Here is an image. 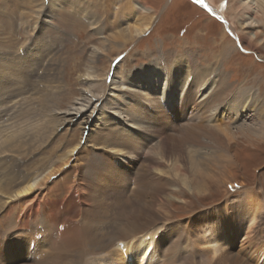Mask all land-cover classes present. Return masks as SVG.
<instances>
[{
    "label": "bare ground",
    "instance_id": "obj_1",
    "mask_svg": "<svg viewBox=\"0 0 264 264\" xmlns=\"http://www.w3.org/2000/svg\"><path fill=\"white\" fill-rule=\"evenodd\" d=\"M81 1L62 0L104 38L101 48L92 52V69L80 76L91 88L100 76L94 70L96 59L108 57L111 48L116 52L135 43L154 26L159 14L155 9L152 16L137 17L129 0L115 15L131 11L125 26L105 37L96 11L100 4L84 0L83 5L90 6L80 11ZM42 3L36 1L39 9ZM60 4L53 0L50 9L56 11ZM241 6L249 12L244 29L255 28L257 0H244ZM258 32L245 31L242 36L244 40L249 37L253 47L260 38ZM21 55L0 54V264H191L196 249L203 251L196 253L198 264H245L240 256H248L253 247L249 258L264 264V210L261 196L253 190L246 191L250 193L245 204L249 213L244 218L236 203L227 201L213 214L218 228H199L202 237L194 241L188 230L189 243L181 252L183 236L178 235L184 231L169 227L172 199L180 188L201 195L227 181L226 167L233 165L229 144L237 132L264 140V98L259 89L233 85L226 71L211 65L198 71L192 64L193 54L177 59L175 53L161 51L156 64L128 75L114 72L107 81L106 77L103 96L83 92L60 110L53 101H59L63 88L52 75V63L40 76L42 59H34L36 54ZM31 78H36V84L42 79L48 89L29 100ZM32 87L37 90L35 84ZM143 107L158 111L163 129L144 126ZM246 114L252 116L254 125ZM41 115L51 121L41 124L37 121ZM77 122L84 135L65 158L36 167L34 172L22 168L25 155ZM59 176L64 178L53 186Z\"/></svg>",
    "mask_w": 264,
    "mask_h": 264
},
{
    "label": "rangeland",
    "instance_id": "obj_2",
    "mask_svg": "<svg viewBox=\"0 0 264 264\" xmlns=\"http://www.w3.org/2000/svg\"><path fill=\"white\" fill-rule=\"evenodd\" d=\"M36 1L0 0V54H10L12 56H18L22 53L29 56L36 54L34 59L38 60L39 56V60L42 59L43 61L41 63L43 68L39 72L40 76H43L44 71H47L45 70L46 67L52 63V75L54 74L59 80V87L63 88L59 95L60 102L57 99L54 100L55 102L53 101V103L57 102L59 104L60 110L67 109L77 98L82 96L83 92L89 91L91 94L96 95L104 94L103 92L106 90L108 83L104 85L103 80L107 77V81L109 75L114 72H117L118 75L120 73L128 75L133 70L156 64L155 60L161 56V51L175 53L174 57L177 59H184L189 54H193L195 63L191 62L197 67L198 71L201 72V68L204 69V66H214L224 72L226 71V74L230 77L231 84L259 89L261 96L264 98V0H257L258 9L255 12L257 26L246 29H244L243 25L249 17L247 16L249 12L244 11L245 8L241 6L244 0H204L203 4L197 3L196 0H130L132 7L137 12V17L147 18V14L152 16L153 10L157 9L158 19L154 26L146 34L142 35V38H138L135 43H128L126 46L120 47V50H116V52L111 48L108 57L100 56L96 59L97 63L94 64L96 65L94 70L96 75L100 76L96 78L93 83L95 86L91 88L88 84L84 85L80 76L88 69H92V63L95 60V58H92V52L96 47L101 48L100 42L104 38H101L98 35L99 33L96 34L93 28L90 29L86 25V21L79 18L78 11L71 9L70 5L64 4L62 0H55L58 4L62 2L60 8L56 11L53 8L50 9V2L53 0H42L43 3L40 9ZM86 1L92 3V0ZM127 1L129 0H122V2L121 0H93L96 5L100 4L101 12L96 7L100 17V27H98L99 29L101 28V32H104L103 35L105 34V37L115 34L116 31L125 26L124 21L131 11L128 14L124 13L122 16L117 15L116 17L115 15L121 11L120 7L126 8L128 5ZM83 3L84 0L80 2L82 4V6H79L80 11L84 10L83 8L86 5H89V3L85 5ZM141 4L145 6L143 7L144 9L138 8ZM102 13L104 18H101L103 16ZM68 16L74 19L69 20ZM82 24L85 26L81 27L80 25ZM254 29L259 30L260 38L256 46L252 47L249 45V37L244 40L242 34L245 31L252 34L255 31ZM33 45L35 46L34 49L31 48ZM30 49H33V51L27 52ZM38 49L44 53L42 52L41 54ZM49 51L53 54L47 57L45 54L49 53ZM25 54L22 55L25 56ZM160 64L170 65L164 61H161ZM105 72L107 73L105 74ZM58 74L61 78H58ZM42 82L44 85H42ZM29 83L31 85L30 94L27 95L30 98L29 100H32L37 95L45 94L41 90L48 89L47 84L42 79H38L36 84V78H31ZM34 84L37 90L32 87ZM34 103L36 104L33 100ZM141 110L144 111L143 115L141 114L143 116L141 117L143 120L141 122L147 129L152 128L150 130H155V127L156 129H163L161 126L164 121L161 119L162 117L157 116V110L149 107H143ZM44 114L46 115V112ZM50 114L52 113L50 112ZM42 115L40 118L37 117V121H40L41 124L49 120L47 116V119H45ZM55 116L57 118L60 117L59 114ZM251 117L249 114L245 116L254 125L256 122ZM171 119H175V117L172 116ZM157 120H159L158 123ZM170 121V124L173 122L171 125L176 124V122ZM179 126L181 127V124ZM176 129L174 133H177ZM88 133H85V136ZM82 135L84 134L81 122L66 126L55 137L48 139L45 146L41 145L36 150L33 149L25 155L21 159L23 161L21 162L23 164L22 168L26 167V169L24 168L25 170L34 172L42 165L45 168L48 163L53 162L55 164L59 159L65 158L68 154L67 151L80 142ZM164 138L162 137L159 140L161 141ZM229 150L233 165L226 167L229 175H227L228 179L223 185H219V187H215L209 193L201 195H194L182 187L174 195L175 198L172 199L169 213L171 218L169 227L174 226L176 229L177 226L181 232L184 231L178 235L183 236L182 240L177 234L175 235L176 239L177 237L180 238V244H183L178 252L183 251L189 243L188 230L193 232L194 241V239H198L199 235L202 237V231L201 234H198L199 228H209L213 225L218 228V223L212 217L214 213L219 211L218 207L224 206L227 201L236 203L235 206L239 207L242 213L241 218H244L245 214L249 213L245 209V204L247 202L246 197L250 193H246V191L253 190L255 192L251 193H259L261 196L260 202L264 210V140L257 138L253 134L244 135L241 132H237L235 139L229 144ZM94 155L97 157V154L94 153ZM145 159L146 156H143V160ZM73 172L74 170L70 171L71 177L74 175ZM57 178L53 179L55 180L53 186L64 177L59 176ZM194 216L195 219L193 221L188 220ZM204 221L205 223L202 225ZM186 225L188 226L185 227ZM262 228L264 232V224ZM170 229L168 228V230ZM25 246L27 248V245ZM196 250L193 253L194 256L188 255L196 259L191 264H198L199 254L196 255V253L203 252L200 249ZM256 251H258V245ZM254 252L255 249L253 247L250 254ZM187 253L192 254V252ZM249 255L245 256L243 254L240 258L245 264H256L257 260L250 259ZM213 260L216 261L217 258Z\"/></svg>",
    "mask_w": 264,
    "mask_h": 264
},
{
    "label": "snow or ice",
    "instance_id": "obj_3",
    "mask_svg": "<svg viewBox=\"0 0 264 264\" xmlns=\"http://www.w3.org/2000/svg\"><path fill=\"white\" fill-rule=\"evenodd\" d=\"M197 3L203 4L204 0H196Z\"/></svg>",
    "mask_w": 264,
    "mask_h": 264
}]
</instances>
